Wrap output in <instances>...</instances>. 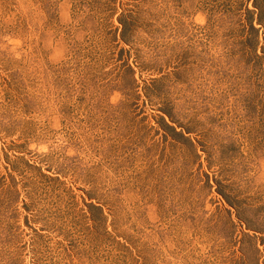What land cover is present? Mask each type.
Here are the masks:
<instances>
[{"label":"rangeland","instance_id":"374dc122","mask_svg":"<svg viewBox=\"0 0 264 264\" xmlns=\"http://www.w3.org/2000/svg\"><path fill=\"white\" fill-rule=\"evenodd\" d=\"M0 264H264V0H0Z\"/></svg>","mask_w":264,"mask_h":264}]
</instances>
